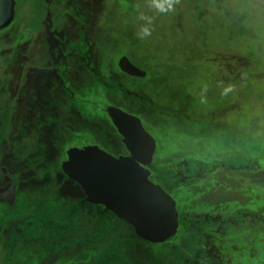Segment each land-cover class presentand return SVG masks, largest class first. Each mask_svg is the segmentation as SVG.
I'll return each instance as SVG.
<instances>
[{
	"label": "flooded vegetation",
	"instance_id": "1",
	"mask_svg": "<svg viewBox=\"0 0 264 264\" xmlns=\"http://www.w3.org/2000/svg\"><path fill=\"white\" fill-rule=\"evenodd\" d=\"M86 1L77 0L78 8L82 10V5H88L89 2ZM67 3L72 6V0H68ZM102 12V9L99 12V8L93 5L92 11L86 14V23L80 18L83 15L82 11L73 15L70 13V26L65 29H62L64 26H59L57 18L53 20L50 18V23H46V40L52 58L50 64L26 69L24 65L28 59L24 57L30 43L22 44L21 42L17 44L14 62L21 65L19 79L25 76L27 80L19 92V97H15L16 88H12L13 84L9 83L10 89H7L5 82H0V95L7 90L10 92L8 99L3 101L0 99V102L2 101L0 106L3 108H0V177L15 175L21 182L20 188L24 186V190L28 188V191L29 187L35 183L41 184L43 188L40 189L41 192L49 196L43 200L44 203L20 205L21 197L17 195V184L13 181L15 188L11 195H14L15 199L10 201V195L9 200H6L7 197L4 200L3 196V189L7 182L4 184L0 182L2 198L0 264H60V262L71 264L68 259L72 258V245L77 241H90L94 244L93 247L86 248L85 258L88 261H96L97 264H119V262L123 264L125 258L129 259L126 260L129 264H140L141 254L148 255L147 264H241L243 257H239V260L235 259L236 249L247 250L253 257L263 255V245L257 247L253 245L254 243L249 244L244 240V234H236V230H242L244 233L248 231L254 236L263 235L264 207L253 211L252 205L248 206L242 197L234 198L239 197L235 194L234 186L237 181L234 177L231 176L232 179L228 181L215 180L214 184L211 177L206 178L213 174L230 176L226 170L237 172L241 171L237 168L254 167L258 163L256 159H250L249 162L246 158L250 157H243L240 154L242 150L247 152L253 150L254 145L250 135L236 130L234 123L221 121L224 110L219 109L218 105L204 111L183 94L178 98L177 93L180 92L175 89H171V97L158 98L159 101H157L142 90L141 84L133 83L134 86H132L124 82L118 70L114 68L110 72L106 70L107 63L104 71L99 73L98 69L101 67L99 62L102 61L99 58L101 48L98 44L99 40L95 37L94 28ZM50 14L49 12V16ZM90 21H96L95 25L93 22L90 23H93V29L86 25ZM51 22L54 23L55 30ZM49 27L52 28L49 30ZM99 30L104 35V29ZM81 36L84 39L82 38L80 42ZM84 41L86 43L82 44ZM75 63H81L82 66L87 67V72L91 74L89 83L94 80L93 75L96 77L101 75L102 80H109L108 77H111L114 80V88L119 92L121 89L126 95L131 96L132 103L138 106L137 110L141 107L143 112L158 121L173 119L176 123H180L184 131L183 137L196 138L199 141L207 138L214 141V145L208 144L210 150L207 154L205 153V157L189 155L173 163L165 159L160 164L161 159L157 155L160 144L158 139L155 153L146 169L150 170V179L174 199L178 214L176 227L172 234L159 242L140 236L141 243H145L149 248L142 253L144 248L138 250L136 245L135 252L131 254L134 258L130 257L129 250L124 249V240L120 242V252L111 251L106 244V235L110 227L109 219H112L111 221L114 222L112 224L115 226L121 222H126L130 226V222L120 218L106 204H94L87 200L81 185L64 173L63 163L69 158L68 150L72 148V131L76 129L74 117H86L84 120L89 123L88 127H93L92 130H102V136L94 138V142L90 145L97 144L101 147L102 144V148L117 155L107 148V144L109 140L117 144L123 142L121 133L108 113V107L107 110L103 109L98 107L101 105L98 103L91 104V108L88 109L81 103L85 96L88 99L89 95L82 92L84 89L80 87L81 82L72 74V66ZM119 65L123 67L121 63ZM125 70L146 74L140 68L138 71L132 68ZM86 87H88L87 84ZM174 91L175 94H173ZM104 97L106 101L109 100L107 95ZM109 106L128 110L114 100ZM92 109L94 115L88 112ZM16 111L21 112L19 118H14ZM127 112L136 116L141 114L140 111L128 110ZM109 120L113 129L109 126ZM18 125H20L19 128H17ZM13 127L18 132L14 136L10 131ZM145 128L147 130L146 126ZM110 130L113 137L105 139ZM32 131H35L34 135L31 134ZM147 131L152 133L151 130ZM186 134L194 137L190 138ZM28 136L33 137L38 143L34 151L28 149L33 143L32 138ZM213 151L215 154L209 155ZM23 153L25 155L22 158ZM256 169L257 172L262 170L257 167ZM41 170L44 172L40 177H36ZM18 174L27 179L21 180ZM184 182L188 183L183 184ZM189 184L194 185L196 189L201 184L203 194L199 196L186 193L187 188H192L187 187ZM222 185L223 187H220ZM223 190L225 194L232 195V200L237 199L240 204L238 202L232 204L228 201L229 197L223 199V195H220ZM197 198L206 204L198 205ZM113 218L122 221L117 222ZM78 220L82 223L79 226L82 228L79 233H77L78 225H76Z\"/></svg>",
	"mask_w": 264,
	"mask_h": 264
},
{
	"label": "rangeland",
	"instance_id": "2",
	"mask_svg": "<svg viewBox=\"0 0 264 264\" xmlns=\"http://www.w3.org/2000/svg\"><path fill=\"white\" fill-rule=\"evenodd\" d=\"M67 2L68 0L16 1V13L12 22L7 26L0 27V82H5L7 89H10L9 83L13 84L12 88H16L15 97H19V92L27 78L23 76L19 79L18 76L21 65L14 62L17 44L30 43L29 50L24 57L28 59L24 65L26 69L49 65L52 61L46 40V23H50L49 19L57 18L59 26H64L62 29H65L70 26V13L73 15V13L78 14L82 11L83 15L80 18L86 23V14L92 11L93 5H96L99 12L101 9L103 11L94 28L95 37L99 40L98 44L101 48L100 56L98 55L102 60L99 62L101 66L98 69L99 73L104 71L107 63L106 70L109 72L112 68L118 70L119 74L123 76L124 82L130 83L132 86H134L133 83L141 84L142 90H145L157 101H159L158 98L171 97V89H175L180 92L177 93L178 98L183 94L204 111L211 110L218 105L219 109L224 110L221 121L234 123L236 130L249 134L253 140V150L251 152L242 150L240 154L243 157H250L246 158L248 161L256 159L258 163L251 169L237 168L241 170L237 172L226 170L230 176L213 174L206 178L211 177L214 184L215 180L228 181L234 177V180L237 181L234 186L235 194L239 195L234 198L242 197L248 206L252 205L253 211L263 208L264 174H259L256 167L264 169V0H180L179 3L174 4L172 10L167 12H160L156 9L152 5V0H87L88 5H82V10L78 8L77 0H72V6H69ZM91 22L94 25L96 23V21H90L86 25L93 29L94 25L90 24ZM52 24L55 30L54 23ZM145 26L151 30V35L141 38L138 33ZM52 27H49V30ZM99 29H104V35ZM82 38L84 39L81 36L80 42ZM85 43V41L82 42V44ZM72 46H74L73 42ZM124 58L130 61L133 68L137 70L140 68L146 74L132 73L120 67L119 64ZM116 62L119 64H115ZM72 74L81 82L80 87L82 86L81 89H84L82 92L85 95L87 93L89 98L93 99L88 100L89 98L87 99L85 96L81 101L85 108L90 109L91 104L99 103L101 105L98 107L106 109L114 100L129 111L141 112L137 116L142 119L147 130L152 131L150 134L155 139L156 145L159 139L157 155L161 159L160 164L165 159L173 163L189 155L205 157V153L207 154L210 150L208 144L214 145V141L207 138L199 141L196 138L183 137L182 125L173 119L162 122L148 116V113L143 112L141 107L137 110L138 106L136 107L132 103L131 96L126 95L121 89L119 92L114 88V80L111 77H108L109 80H102L101 75L98 77L93 75L94 80L89 83L91 74L87 72V67L82 66L81 63H75L72 66ZM175 93L174 91L173 94ZM9 95L10 92L7 90L0 95V99L6 100ZM104 95L109 97L107 101L110 102L106 101ZM0 108L2 107L0 106ZM17 112H14V118L21 116V112ZM88 112L94 115L93 109ZM85 118L74 117L76 129L72 131V148H83L93 143L94 138L102 136V130H92L94 128L88 127L89 123L84 120ZM109 126L113 129L110 120ZM19 127L20 125L17 128ZM10 131L13 136L18 133L14 127ZM34 133L35 131L31 132L33 135ZM110 133H112L111 130ZM186 135L190 138L194 137ZM121 136L124 139L123 134ZM112 137L111 134L105 139ZM28 138L33 140L28 149L36 150L37 141L30 136ZM102 146L101 144L99 147L104 149ZM68 148L67 145L66 149L68 150ZM107 148L117 153L116 157L130 155L124 141L117 144L109 140ZM20 152L19 156L22 153ZM214 154V151L209 153V155ZM1 155L4 156L2 152ZM24 155L25 153L22 154V158ZM242 160L243 158L240 162ZM143 166L149 167L146 164ZM43 172L44 170L39 171L36 177H40ZM64 173L66 172L64 171ZM52 175L54 174L52 173ZM66 175L68 174L66 173ZM18 176L21 180L27 179L21 174ZM13 181L18 186L17 195L21 197L20 204L22 201L25 204H32L34 201L44 203L43 200L49 197L41 192L43 189L41 184L35 183L29 187V191L28 188L24 190V186L20 188L22 185H19L21 182L17 176L8 175L0 177V182L3 184L7 182L3 189L4 200L6 197V200H9V195L10 201L15 199L14 195H11L15 188ZM189 185L187 187H192L186 189V193L189 195L201 196L203 194L204 190L201 184L198 185V189L192 184ZM28 192H32V194ZM224 194L225 191H221L220 195H223V199L229 197L228 201L237 204V199H231L232 195ZM1 202L2 198L0 197ZM198 202V205L206 204L199 199ZM225 202L220 203L225 204ZM241 203L243 204V202ZM238 204L240 203L238 202ZM129 224L130 226L121 224L116 229L110 225L108 234L111 231L114 233L110 236V242L113 239L120 240V242L124 240V249L129 248V255L134 258L131 254L135 252L136 245L138 250L144 248L142 253L149 246L141 243L136 228L131 223ZM238 233H243L244 240L249 244L254 243L253 245L257 247L264 246V234L254 236L248 231L244 233L237 229L236 234ZM150 248L152 249V247ZM236 256V260L243 257L241 264H264V254L253 257L247 250L236 249ZM126 260L129 259L125 258L123 264H129ZM143 264H147V262L144 260Z\"/></svg>",
	"mask_w": 264,
	"mask_h": 264
},
{
	"label": "water",
	"instance_id": "3",
	"mask_svg": "<svg viewBox=\"0 0 264 264\" xmlns=\"http://www.w3.org/2000/svg\"><path fill=\"white\" fill-rule=\"evenodd\" d=\"M15 6L16 0H0V27L12 22ZM121 64L137 70L126 58ZM108 113L130 155L116 157L97 145L73 147L63 169L81 184L87 200L106 204L133 224L141 237L165 240L175 231L178 214L172 196L150 179V170L143 166L152 159L155 139L136 115L116 106H109Z\"/></svg>",
	"mask_w": 264,
	"mask_h": 264
},
{
	"label": "trees",
	"instance_id": "4",
	"mask_svg": "<svg viewBox=\"0 0 264 264\" xmlns=\"http://www.w3.org/2000/svg\"><path fill=\"white\" fill-rule=\"evenodd\" d=\"M109 135H111L112 133H110V131L108 132ZM264 174V169L260 170L259 171V174ZM258 177V175H257ZM256 177V178H257ZM29 194H32V192H28ZM36 202V201H34ZM33 202V203H34ZM20 205H32V204H25L23 201H22V204ZM116 220L117 222H120L122 220H119V219H116V218H113V220ZM112 219H109V222L113 228H118V226H120L119 224H122L124 226L125 225H128L126 222H121V223H118L117 226L113 225L111 221ZM114 220V221H115ZM80 220H78L77 224L78 225V229H77V233L80 232V230L82 228H79L80 224H82L81 222H79ZM110 228V227H109ZM85 230V229H83ZM109 230V229H108ZM114 234V233H109L106 235V244L107 246L112 250H118L120 252V240H116V239H113L111 242H110V236ZM130 242V241H129ZM94 244L90 241L88 242H85V241H77L74 245H72V258L69 257L68 261H71V264H97L96 261H88L86 258H85V253H86V248H89V247H93ZM146 249V248H145ZM129 250V248L127 249V251ZM147 258H148V255H142L140 256V264H143L144 260L147 262ZM139 263V262H138ZM60 264H63V262H60ZM99 264V263H98Z\"/></svg>",
	"mask_w": 264,
	"mask_h": 264
},
{
	"label": "clouds",
	"instance_id": "5",
	"mask_svg": "<svg viewBox=\"0 0 264 264\" xmlns=\"http://www.w3.org/2000/svg\"><path fill=\"white\" fill-rule=\"evenodd\" d=\"M180 0H152V5L160 12H167L173 9L174 4L179 3ZM143 18V17H141ZM141 38L151 35V30L148 27H142L140 33Z\"/></svg>",
	"mask_w": 264,
	"mask_h": 264
}]
</instances>
